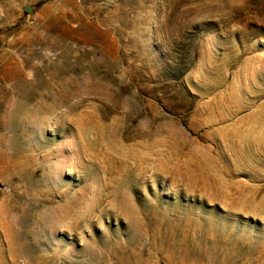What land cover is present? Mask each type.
<instances>
[{
  "label": "rangeland",
  "instance_id": "obj_1",
  "mask_svg": "<svg viewBox=\"0 0 264 264\" xmlns=\"http://www.w3.org/2000/svg\"><path fill=\"white\" fill-rule=\"evenodd\" d=\"M0 264H264V0H0Z\"/></svg>",
  "mask_w": 264,
  "mask_h": 264
},
{
  "label": "water",
  "instance_id": "obj_2",
  "mask_svg": "<svg viewBox=\"0 0 264 264\" xmlns=\"http://www.w3.org/2000/svg\"><path fill=\"white\" fill-rule=\"evenodd\" d=\"M25 10H26L27 12L32 13V12H33V6H26V7H25Z\"/></svg>",
  "mask_w": 264,
  "mask_h": 264
}]
</instances>
